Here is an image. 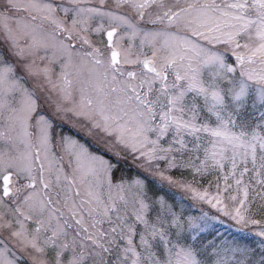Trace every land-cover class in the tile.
<instances>
[{"label": "snow or ice", "instance_id": "obj_1", "mask_svg": "<svg viewBox=\"0 0 264 264\" xmlns=\"http://www.w3.org/2000/svg\"><path fill=\"white\" fill-rule=\"evenodd\" d=\"M0 264H264V0H0Z\"/></svg>", "mask_w": 264, "mask_h": 264}, {"label": "rangeland", "instance_id": "obj_2", "mask_svg": "<svg viewBox=\"0 0 264 264\" xmlns=\"http://www.w3.org/2000/svg\"><path fill=\"white\" fill-rule=\"evenodd\" d=\"M234 230V229H233Z\"/></svg>", "mask_w": 264, "mask_h": 264}]
</instances>
